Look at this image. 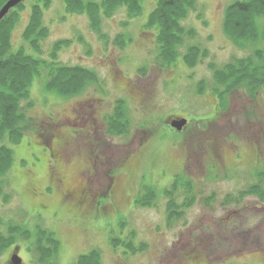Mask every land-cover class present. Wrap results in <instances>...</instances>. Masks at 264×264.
<instances>
[{
    "label": "rangeland",
    "instance_id": "374dc122",
    "mask_svg": "<svg viewBox=\"0 0 264 264\" xmlns=\"http://www.w3.org/2000/svg\"><path fill=\"white\" fill-rule=\"evenodd\" d=\"M232 1L197 0L184 21L196 31L188 43L206 48L209 55L194 68L185 66L181 56L164 68L155 61V34L142 28L151 0L143 1L142 14L130 21L123 9L103 19L107 44L85 15L68 14L62 0H52L43 15L49 29L43 57L49 59L55 41L71 40L58 51V62L94 70L101 88L89 84L64 97L46 90L47 72L33 79L32 106L24 108L27 129L19 142H4L13 162L2 179L8 197L0 196V232L6 234L9 223L33 233L38 226L53 231L60 241L53 264H74L92 249L100 252L102 264H264V200L226 201L259 181L264 184V88L254 99L243 89L234 91L222 110L210 87L209 63L222 66L250 51L235 47L223 32L224 9ZM24 3L13 51L24 45L21 34L32 0ZM118 33L131 39L122 49L112 44ZM201 80L206 87L199 94ZM118 100L124 103L127 128L113 135L108 118ZM177 117L188 120L184 135L168 123ZM50 127L62 134L65 154L56 165L64 188L53 187L49 194L52 159L45 139ZM176 176L190 182L189 194L180 184L172 192L176 202L189 196L194 202L169 223L164 191L172 190ZM86 185L90 195L80 208L61 204L64 189L78 193ZM143 186L154 190L150 206L135 202ZM41 204L48 210L40 212ZM112 238L122 243L113 245ZM31 241L16 240L22 264H39ZM128 242L142 248L130 253ZM8 249L0 264L12 254Z\"/></svg>",
    "mask_w": 264,
    "mask_h": 264
},
{
    "label": "trees",
    "instance_id": "16d2710c",
    "mask_svg": "<svg viewBox=\"0 0 264 264\" xmlns=\"http://www.w3.org/2000/svg\"><path fill=\"white\" fill-rule=\"evenodd\" d=\"M7 1L0 0V9ZM24 1L0 19V143H2L0 145V196L3 199L8 196L2 191V179L8 174L13 162V151L4 142L13 144L19 142L24 130L27 129L30 119L24 108L32 106L30 88L33 79L42 72H47L46 90L64 97L81 93L89 84H96L101 88L100 80L94 70L79 64L65 65L58 62V51L68 47L71 40L55 41L50 47L49 59L43 57L42 44L49 36V29L44 24L43 15L44 11L50 7L52 0H32L29 19L21 34L24 45L12 50V35L20 14L25 9ZM62 1L66 13L85 15L90 29L104 44H107L109 38L101 30L103 19L111 17L119 9L125 11L129 21L135 19L142 14V3L145 0ZM151 1L153 7L142 28L155 34L156 64L168 68L175 65L181 56L185 66L194 68L207 58L209 54L206 48L188 43V40L196 37V31L193 27H187L184 24L190 12L195 10L197 0ZM127 23L126 21L123 24ZM222 28L235 47L239 49L250 47L248 54L233 57L222 66L208 64L212 78L211 91L218 97L221 109L225 110L226 97L234 91L243 89L248 98L254 99L258 91L264 88V0H234L229 3L224 9ZM130 40L125 34L118 33L114 36L112 44L122 49ZM181 49H183L182 52ZM27 50H32L36 55L30 54ZM205 87L206 82L199 81L198 93L201 94ZM24 103H26L25 106ZM180 118L183 117L176 119ZM170 122H168L169 125ZM188 124L187 120L181 131L174 130L184 135ZM126 128L127 117L124 112V103L118 100L113 114L108 118V130L113 135H120L126 133ZM176 177L172 190L164 191V195L168 198L166 211L169 223L180 219L183 214L180 210L194 202L190 196L184 203L176 202L172 192L177 190L179 184L188 194L190 191V182L182 176ZM238 193L237 198L234 195H228L226 201L238 202L240 198L250 194H255L257 198L264 200V184L259 181L246 191ZM154 201L155 193L150 186H143L135 199L136 204L141 206H150ZM2 224L0 217V225ZM6 228V234L0 232V255L8 248H12L13 252L5 260V264H12L11 258L16 254L18 246L15 243L18 238L33 240L31 241L32 250L39 264H53L51 260L55 258L60 248L59 238L53 231L38 226L33 233L25 226L13 223H9ZM118 240L112 238L111 243L113 245L117 242L122 243ZM126 246L130 248V253L142 248H135L132 242L126 243ZM74 264H102L100 252L92 249L80 254Z\"/></svg>",
    "mask_w": 264,
    "mask_h": 264
},
{
    "label": "flooded vegetation",
    "instance_id": "af4514ba",
    "mask_svg": "<svg viewBox=\"0 0 264 264\" xmlns=\"http://www.w3.org/2000/svg\"><path fill=\"white\" fill-rule=\"evenodd\" d=\"M80 106H82V104ZM86 107H88V106L86 105ZM49 130L47 129V132H46L47 137H46L45 141H46V150H48L50 152V157L52 159V162H51L52 169H51V174H50L51 179H50V185L48 187L49 194H50L53 192V187L55 189L57 187L58 188H64L62 177L60 176L59 170H58L56 165H58V163L63 161V159H64L63 155L65 154V150H64V146L62 145L63 144L62 143V137L60 136L62 134H59V132H57V131H53L52 127H50ZM89 192H90V189L87 187V185L84 186L78 193L71 192V191L67 190V188H66L62 191L61 204L64 206L74 205L78 209L85 202V200L89 197V195H90ZM246 196H250V197H254L255 199H259L255 196V194H250V195H246ZM47 210H48L47 205H44V204L40 205V207H39L40 212L43 213ZM185 258L189 259L192 257H189L187 255Z\"/></svg>",
    "mask_w": 264,
    "mask_h": 264
},
{
    "label": "water",
    "instance_id": "95a60500",
    "mask_svg": "<svg viewBox=\"0 0 264 264\" xmlns=\"http://www.w3.org/2000/svg\"><path fill=\"white\" fill-rule=\"evenodd\" d=\"M24 0H8L0 9V19H2L12 8L17 6L19 3L23 2ZM187 120L185 118L174 119L170 122V126L177 130L181 131L182 128L186 125ZM17 252V249H16ZM12 264H22L21 258L17 255L12 256L11 258Z\"/></svg>",
    "mask_w": 264,
    "mask_h": 264
}]
</instances>
